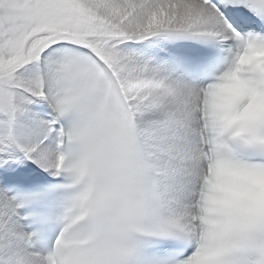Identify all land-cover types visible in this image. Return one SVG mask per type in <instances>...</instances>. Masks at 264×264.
Listing matches in <instances>:
<instances>
[{"label":"snow or ice","instance_id":"6c2138e0","mask_svg":"<svg viewBox=\"0 0 264 264\" xmlns=\"http://www.w3.org/2000/svg\"><path fill=\"white\" fill-rule=\"evenodd\" d=\"M0 264H264V0H0Z\"/></svg>","mask_w":264,"mask_h":264}]
</instances>
